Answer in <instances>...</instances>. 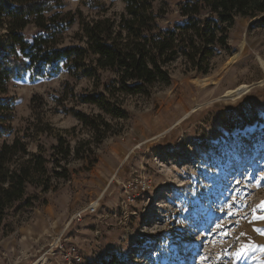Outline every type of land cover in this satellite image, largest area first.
I'll list each match as a JSON object with an SVG mask.
<instances>
[{
    "label": "rangeland",
    "instance_id": "1",
    "mask_svg": "<svg viewBox=\"0 0 264 264\" xmlns=\"http://www.w3.org/2000/svg\"><path fill=\"white\" fill-rule=\"evenodd\" d=\"M86 1L59 0L60 10H79L87 18L124 10L122 0H92V7ZM184 1L162 0L163 25L180 22L178 5ZM77 31L75 21L64 30L60 46L76 43ZM227 36V45L209 58L207 74L175 63L168 84L155 85L148 97L124 98L127 118L103 115L120 132L99 145L90 143L95 163L74 159L71 151L67 163H60L69 171L66 180L52 176L53 163L47 165L50 188L39 198L44 203L30 208L14 203L5 212L0 264H67L61 254L49 252L60 235L78 246L82 264L110 259L114 264H201V255L209 257L208 264H232L224 249L234 253L249 242L264 246V235L253 230L264 229V221L249 223L253 208L264 214L257 207L264 201V25L259 16L239 17ZM63 64L50 77L25 74L10 80L13 128L0 145L19 137L29 151L49 157L58 136L71 149L89 139L74 112H99L81 97L100 91L110 75L98 72L99 82L92 76L76 79ZM204 78L210 79L205 85L197 82ZM66 107L72 111L64 112ZM236 187L247 207L226 217L221 208ZM32 193L27 186L25 196ZM218 221L229 235L211 231ZM261 261L264 251L255 250L235 264Z\"/></svg>",
    "mask_w": 264,
    "mask_h": 264
},
{
    "label": "trees",
    "instance_id": "2",
    "mask_svg": "<svg viewBox=\"0 0 264 264\" xmlns=\"http://www.w3.org/2000/svg\"><path fill=\"white\" fill-rule=\"evenodd\" d=\"M122 1L124 10L117 16L87 18L79 10L63 13L59 0H0V139L13 128L15 98L8 93L10 80L25 74L50 77L61 62L76 79L92 76L99 82L98 72L110 75L100 83V91L81 97L99 112L90 116L74 112L88 129L89 139L73 149L59 136L57 144L49 148V157L41 150L32 153L19 137L1 143L0 224L14 203L19 208L44 203L39 198L50 188V177L45 176L49 163H53L49 168L52 176L66 180L69 171L60 163H67L71 151L74 159L88 160L91 165L96 162L90 143L99 145L120 132L103 115L112 120L127 118L124 98L148 97L155 85L168 84L175 63L186 71L207 74L209 58L227 45L228 30L237 18L259 16L264 25V0H185L178 5L180 22L166 25L162 24L167 15L162 0ZM84 4L92 7L95 2ZM75 21L77 42L60 46L64 30ZM27 186L34 193L25 196ZM114 262L110 259L106 264Z\"/></svg>",
    "mask_w": 264,
    "mask_h": 264
},
{
    "label": "snow or ice",
    "instance_id": "3",
    "mask_svg": "<svg viewBox=\"0 0 264 264\" xmlns=\"http://www.w3.org/2000/svg\"><path fill=\"white\" fill-rule=\"evenodd\" d=\"M237 147L243 148L244 145L242 143L237 144ZM246 179V177H245ZM261 179H264V176L261 177ZM240 181H236V184L238 185ZM259 186V185H257ZM245 196L241 193V189L239 187H236L232 189V198L228 201L226 205H224L221 210L225 212V216H237V214L242 211L244 208L247 207V205L244 203ZM262 211H264V201L261 202L260 205L257 206ZM242 219H248L247 216L241 217ZM255 221H264V214L257 215L256 214V208L252 209V219L249 220V223H253ZM239 223V220H237V225ZM255 232H257L260 235H264V229L260 228H254ZM213 233H217L220 235L221 238L224 236H227L230 234L229 230L227 229L226 224L223 221H218L215 224V227L211 229ZM241 236H244V233L240 234ZM239 238H237L238 240ZM260 250L264 251V246H261L258 248L255 244H252L251 242L242 245L241 247L237 248L236 252L229 253L227 249L223 250V255H232L233 256V262L232 264H235V262L239 259H242L244 256L248 254V252ZM220 259V254H217L216 260ZM209 257L207 255H201L200 256V262L201 264H208ZM259 264H264V261L259 262Z\"/></svg>",
    "mask_w": 264,
    "mask_h": 264
},
{
    "label": "built area",
    "instance_id": "4",
    "mask_svg": "<svg viewBox=\"0 0 264 264\" xmlns=\"http://www.w3.org/2000/svg\"><path fill=\"white\" fill-rule=\"evenodd\" d=\"M96 206L90 208L89 210L95 211ZM65 244L66 248H64ZM49 252L53 254H61V258L67 264H82L83 262L78 246L64 241L62 235L58 236L57 239L49 246Z\"/></svg>",
    "mask_w": 264,
    "mask_h": 264
},
{
    "label": "bare ground",
    "instance_id": "5",
    "mask_svg": "<svg viewBox=\"0 0 264 264\" xmlns=\"http://www.w3.org/2000/svg\"><path fill=\"white\" fill-rule=\"evenodd\" d=\"M209 80H210V79H208V78H204V79H201V80H199V81H197V82H200V83H202L203 85H205Z\"/></svg>",
    "mask_w": 264,
    "mask_h": 264
}]
</instances>
